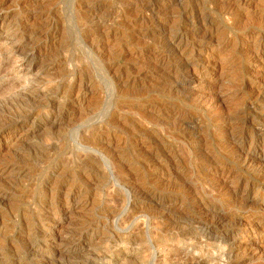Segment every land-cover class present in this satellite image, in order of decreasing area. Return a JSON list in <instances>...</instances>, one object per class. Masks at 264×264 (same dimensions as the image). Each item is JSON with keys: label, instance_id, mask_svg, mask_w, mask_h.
<instances>
[{"label": "rangeland", "instance_id": "374dc122", "mask_svg": "<svg viewBox=\"0 0 264 264\" xmlns=\"http://www.w3.org/2000/svg\"><path fill=\"white\" fill-rule=\"evenodd\" d=\"M0 65V264H264V0H0Z\"/></svg>", "mask_w": 264, "mask_h": 264}, {"label": "bare ground", "instance_id": "6f19581e", "mask_svg": "<svg viewBox=\"0 0 264 264\" xmlns=\"http://www.w3.org/2000/svg\"><path fill=\"white\" fill-rule=\"evenodd\" d=\"M148 6V5H147ZM156 8V7H155ZM149 9V8H148ZM155 10V9H154ZM153 12V11H152ZM225 13V12H224ZM228 14V13H227ZM156 15V14H155ZM154 17V16H153ZM206 21V20H205ZM52 22V21H51ZM202 23V22H201ZM50 24H52V23H50ZM205 26V25H204ZM46 28V27H45ZM230 28V27H229ZM32 29V28H31ZM39 29V28H38ZM55 29V28H54ZM183 29V28H182ZM30 30V29H29ZM40 30V29H39ZM45 30V29H44ZM37 31V30H36ZM35 31V32H36ZM43 31V30H42ZM246 31V30H245ZM27 32V31H26ZM31 33H32V31H31ZM30 33V34H31ZM48 33V32H47ZM194 33H196V32H194ZM207 33V32H206ZM51 34V33H50ZM209 34V33H208ZM26 35V34H25ZM33 35H34V33H33ZM44 35H45V33H44ZM181 35V34H180ZM198 35V34H197ZM199 35H201V34H199ZM47 36V35H46ZM172 36V35H171ZM210 36V35H209ZM42 37V36H41ZM44 37V36H43ZM185 37V36H184ZM189 37V36H188ZM197 37V36H196ZM199 37V36H198ZM212 37V36H211ZM170 38H172V37H170ZM166 39H169V37L168 38H166ZM40 40V39H39ZM169 40H171V39H169ZM35 41V40H34ZM38 41V40H37ZM166 41H168V40H166ZM172 41V40H171ZM178 41V40H177ZM168 42H170V41H168ZM175 42V41H174ZM171 45V44H170ZM178 45V44H177ZM170 47V46H169ZM6 62V61H5ZM1 63H3V62H1ZM1 66V65H0ZM188 66V65H187ZM2 71V70H1ZM0 71V72H1ZM3 71H4V69H3ZM2 73V72H1ZM8 74V73H7ZM210 105V104H209ZM205 109V108H204ZM211 109V108H210ZM26 122V121H25ZM21 125V124H20ZM11 127V126H10ZM192 127V126H191ZM13 131V130H12ZM189 131V130H188ZM5 133V132H4ZM247 139V138H246ZM238 152V151H237ZM239 152H240V150H239ZM237 154V153H236ZM233 155V154H232ZM248 157V156H247ZM233 158V157H232ZM238 159V158H237ZM242 159V158H241ZM240 159V160H241ZM235 160V159H234ZM244 160H245V158H244ZM244 160H243V162H244ZM247 161V160H246ZM252 161V160H251ZM235 162V161H234ZM242 162V161H241ZM240 162V163H241ZM252 163V162H251ZM244 164H245V162H244ZM226 165V164H225ZM262 165V164H261ZM264 168V167H263ZM257 170V169H256ZM264 170V169H263ZM254 176V175H253ZM255 179V178H254ZM249 183V182H248ZM225 185V184H224ZM222 187V186H221ZM224 188V187H223ZM225 190V189H224ZM230 196V195H229ZM219 222H220V220H219Z\"/></svg>", "mask_w": 264, "mask_h": 264}]
</instances>
